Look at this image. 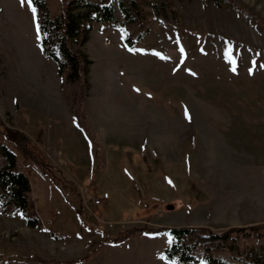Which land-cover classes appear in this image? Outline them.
Wrapping results in <instances>:
<instances>
[{"label":"rangeland","instance_id":"obj_1","mask_svg":"<svg viewBox=\"0 0 264 264\" xmlns=\"http://www.w3.org/2000/svg\"><path fill=\"white\" fill-rule=\"evenodd\" d=\"M67 1L46 0L51 15ZM91 1H114L117 20L94 22L84 45L67 40L93 61L86 93L43 55L30 1L0 0V127L13 139L0 131V144L40 220L0 213V264H206L201 243L197 261H168L166 230L264 232V0H138L144 18L125 0L133 23L119 0ZM105 192L101 206L87 201Z\"/></svg>","mask_w":264,"mask_h":264},{"label":"trees","instance_id":"obj_2","mask_svg":"<svg viewBox=\"0 0 264 264\" xmlns=\"http://www.w3.org/2000/svg\"><path fill=\"white\" fill-rule=\"evenodd\" d=\"M29 1L39 12V43L43 55L56 63L57 72L64 76L65 82L69 84L81 82L87 93L91 88L89 72L93 61L83 52H72L67 46V40L72 39L78 44L84 45L89 39V31L93 29L94 22L114 23L117 20L114 1L100 3L91 0H69L65 3L61 14L57 16L51 15L46 0ZM215 2L220 6L229 3L227 0H215ZM75 3L80 6L73 8ZM154 5L157 7L158 4ZM119 6L126 14L127 21L133 23L135 18L130 15L125 0H119ZM131 6L136 9L139 16L145 17L144 10L138 0H131ZM142 37V33L138 34L137 39L127 37L126 42L130 49H134L135 42ZM82 111L81 106L75 110V115L78 123L83 126L86 132H89L87 124L85 125L84 120L81 119ZM0 131L7 136L8 140L13 141L10 130L0 127ZM22 151L35 162L40 171L49 174L54 181L61 182L62 172L60 170L56 172L58 177L57 174H53L51 167L48 166V161L45 163L43 157L39 153L37 154L34 148L27 147ZM0 155L3 160V163L0 164V213L7 215L10 210H13L25 217L28 226L39 228L40 220L30 198V181L19 169L16 154L7 145L1 143ZM59 187L71 194V190L74 191L70 187L69 189L60 185ZM77 207L80 209V216L83 219L82 206L79 204ZM166 231L173 236L172 245L165 250V258L168 261L176 259L182 263L197 261L194 251L197 244L201 243L204 246L203 253L206 256L204 259L206 264H264L263 243L247 244L245 247L240 244L242 236L264 237V232H260L262 230L241 227L216 233L204 227H174ZM227 248L232 253L231 257H225L223 254L215 258L212 256L213 251L219 250L223 253Z\"/></svg>","mask_w":264,"mask_h":264},{"label":"built area","instance_id":"obj_3","mask_svg":"<svg viewBox=\"0 0 264 264\" xmlns=\"http://www.w3.org/2000/svg\"><path fill=\"white\" fill-rule=\"evenodd\" d=\"M110 198V194L108 192H105L103 196H92L90 201L95 207L101 206L104 201L108 200ZM112 226V225H110Z\"/></svg>","mask_w":264,"mask_h":264},{"label":"snow or ice","instance_id":"obj_4","mask_svg":"<svg viewBox=\"0 0 264 264\" xmlns=\"http://www.w3.org/2000/svg\"><path fill=\"white\" fill-rule=\"evenodd\" d=\"M33 11H35V10L33 9ZM233 71H235V69H233Z\"/></svg>","mask_w":264,"mask_h":264}]
</instances>
